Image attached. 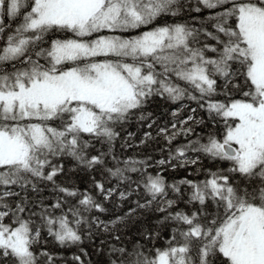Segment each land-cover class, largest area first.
Listing matches in <instances>:
<instances>
[{
	"label": "snow or ice",
	"instance_id": "1",
	"mask_svg": "<svg viewBox=\"0 0 264 264\" xmlns=\"http://www.w3.org/2000/svg\"><path fill=\"white\" fill-rule=\"evenodd\" d=\"M0 264H264V0H0Z\"/></svg>",
	"mask_w": 264,
	"mask_h": 264
},
{
	"label": "trees",
	"instance_id": "2",
	"mask_svg": "<svg viewBox=\"0 0 264 264\" xmlns=\"http://www.w3.org/2000/svg\"><path fill=\"white\" fill-rule=\"evenodd\" d=\"M129 131H137V127L135 124L132 125L131 128H129Z\"/></svg>",
	"mask_w": 264,
	"mask_h": 264
}]
</instances>
